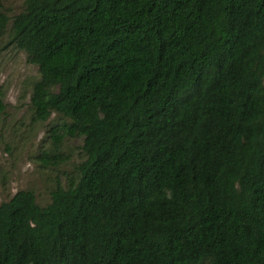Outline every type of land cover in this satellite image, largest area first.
I'll use <instances>...</instances> for the list:
<instances>
[{"label":"trees","instance_id":"16d2710c","mask_svg":"<svg viewBox=\"0 0 264 264\" xmlns=\"http://www.w3.org/2000/svg\"><path fill=\"white\" fill-rule=\"evenodd\" d=\"M10 40L85 159L0 205V264H264V0H27Z\"/></svg>","mask_w":264,"mask_h":264},{"label":"rangeland","instance_id":"374dc122","mask_svg":"<svg viewBox=\"0 0 264 264\" xmlns=\"http://www.w3.org/2000/svg\"><path fill=\"white\" fill-rule=\"evenodd\" d=\"M26 1L0 0V12L11 19L0 35V98L5 106L0 114V205L19 191L32 190L37 203L46 206L58 184L78 177L84 142L53 135L64 124L57 113L46 122L34 120L31 97L39 70L10 40L12 19L25 10Z\"/></svg>","mask_w":264,"mask_h":264}]
</instances>
